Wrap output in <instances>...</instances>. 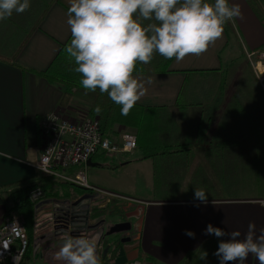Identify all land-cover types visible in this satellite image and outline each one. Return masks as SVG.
Returning <instances> with one entry per match:
<instances>
[{
  "label": "crops",
  "instance_id": "0c3cea01",
  "mask_svg": "<svg viewBox=\"0 0 264 264\" xmlns=\"http://www.w3.org/2000/svg\"><path fill=\"white\" fill-rule=\"evenodd\" d=\"M69 6L70 0H59L50 9L18 56L19 65L37 72L49 68L71 37L66 22ZM34 10L35 0H31V6L24 12L14 11L0 21L1 55L11 56L30 32L37 19L30 18ZM234 27L242 41L235 24ZM231 42L224 30L203 53L187 54L179 62L173 57L165 72L145 65L147 71L134 73L145 81L148 77L152 80L145 85L146 94L135 104L143 112L148 111L147 115L149 113L144 118L142 140L132 154L101 156L92 161L97 166H90L106 170L108 163L105 161H111L135 167V179L141 181L132 185L130 191L107 190L150 202L141 217L139 235L132 236L139 244V257L147 264H219L214 253L218 241L227 237L206 235L204 229L209 223L229 232L239 230L242 234L250 222H255L257 234L264 228V207L249 200L250 197L240 198L254 193L249 192L247 179L241 182L239 177L246 172L249 157L259 161L253 148L262 147L264 140L257 137L247 140L236 134L242 129L244 132L248 125L254 132L264 131V93L244 53L261 49L264 41L256 43L250 39L246 45L242 41L244 65L250 64L259 97L249 91L248 85H240L246 80L242 75L225 81L236 60ZM160 64V67L165 65L164 62ZM227 68H232L229 75L225 72ZM62 97V90L45 79L0 61V189L37 176L35 166L43 151L39 131L42 117L61 111L75 122L85 119L81 111L83 103L76 102V98L87 100L91 95L76 92L66 109L60 107ZM116 130L119 140L123 132L132 131L122 127ZM195 188L204 190L206 201L194 196ZM47 189L55 193L47 196L49 201L75 200L86 193L75 188L78 196L74 197L65 191L71 189L63 188V191L60 185L51 184ZM45 208L53 209L50 205ZM79 213L82 215V211ZM95 215L92 218H96ZM116 215L108 216L110 237L100 245L102 264H115L111 250L117 241L127 238L125 233L115 231ZM5 216L6 211L0 209V226ZM134 220L136 218H130ZM83 225L75 223L80 231ZM37 228L35 217V230ZM91 230L95 234L94 222ZM187 230L194 235H187ZM40 237L34 238L39 240ZM47 245L51 243H45L38 250L41 252ZM31 264H44V261L35 260ZM50 264L66 262L54 254ZM245 264H259V261L249 254Z\"/></svg>",
  "mask_w": 264,
  "mask_h": 264
},
{
  "label": "clouds",
  "instance_id": "9594fccd",
  "mask_svg": "<svg viewBox=\"0 0 264 264\" xmlns=\"http://www.w3.org/2000/svg\"><path fill=\"white\" fill-rule=\"evenodd\" d=\"M30 6L31 0H0V21ZM67 13L71 39L65 51L75 60L74 70L82 74L81 85L107 92L121 106L122 115L129 113L146 94V83L152 82L151 77L145 81L134 74L137 62H149L154 52L177 62L187 54H201L222 36L227 22L243 16L241 5L231 0H70ZM95 111H101L99 105ZM194 196L207 200L200 188H195ZM7 229L18 233L23 227L14 220ZM204 233L227 237L218 241L214 253L219 264H245L249 254L264 264V228L257 234L255 222L243 234L212 223ZM100 239V232L69 235L55 256L66 264H102Z\"/></svg>",
  "mask_w": 264,
  "mask_h": 264
},
{
  "label": "built area",
  "instance_id": "2783aa9c",
  "mask_svg": "<svg viewBox=\"0 0 264 264\" xmlns=\"http://www.w3.org/2000/svg\"><path fill=\"white\" fill-rule=\"evenodd\" d=\"M246 55L264 93V47L255 52H247ZM39 131L43 141V151L35 166L37 172L54 176L58 180L84 190L86 193L82 196H90L88 200L84 201L85 203L75 205V202L82 196L75 200L54 199L49 201L41 187L30 191L29 200L35 204V217L47 205H51L54 211L62 210L67 213V218L57 220L52 217L53 231L51 234H47L49 243H51V245H47V247H50L48 249L50 253H46L45 256L40 258L44 260V264H50L51 256H54L59 250L67 236L79 235L78 232L81 231L75 226V223L79 226L83 223L87 224L89 230L91 229L94 222L91 220L93 213L97 212V217L101 214L99 211L106 214V216H101L99 220L96 219V222L102 228L100 240L108 238L106 235L108 226L106 211L109 212L108 214L114 213L115 210L127 215L133 213L137 217L135 223L141 227V217L150 202L95 186L87 178V163L94 156L98 154H105L106 156L130 155L135 152L137 150V138L134 134L123 133L119 142L113 141L103 136L98 119L86 117L79 122H75L66 117L61 111L45 115L40 120ZM72 170H75L73 174ZM256 202L264 207V199ZM79 211H82V215ZM14 220L23 227L18 233L9 232L7 229V225H11ZM116 222H119V220H115ZM61 230H64L63 233H61ZM0 233H3V235H0V264H21L30 245L25 227V218L16 212L7 215L0 226ZM125 234L127 235L128 232ZM43 236L45 235H41L40 238ZM35 242L42 243L40 239L35 240ZM100 245L99 243V255ZM127 264L147 263L144 259L138 257Z\"/></svg>",
  "mask_w": 264,
  "mask_h": 264
},
{
  "label": "trees",
  "instance_id": "16d2710c",
  "mask_svg": "<svg viewBox=\"0 0 264 264\" xmlns=\"http://www.w3.org/2000/svg\"><path fill=\"white\" fill-rule=\"evenodd\" d=\"M246 1L251 6L257 17L261 20L264 27V0ZM35 2L37 5H43V8L39 16L37 17L33 27L11 56H4L0 54V61L13 65L23 73L30 72L36 74L39 78L45 79L49 84L60 88L63 92L60 107L63 109L68 108L76 92L84 91L85 93H88L93 98L92 105L90 108H88V116L92 119H98L100 130L103 136L113 141L119 142V133L117 132L116 127L130 129L136 132L135 136L137 138L138 147L140 144L139 142L142 140L144 118L149 116V113L147 115L148 111L143 112L144 110H142L139 106L134 105L127 115H122L120 112L121 106L113 102L108 96L107 92L101 93L98 88L95 91L85 89L80 83L82 74L74 70L77 66L74 58L70 57L65 51V47L70 42L71 37L67 41V43L62 46L59 54L54 59L49 68L43 72L30 70L17 63L18 56L26 46L32 34L38 29L45 15L56 3L59 2V0H35ZM145 23H147V21H145ZM224 30L231 41L233 38H236L237 32L235 30L233 20L227 22L224 25ZM171 59L172 58H165L158 52H154L153 57L150 60L151 64H149V62H137L134 73H142L147 71V67H145V65H147L148 67L151 66L152 69L158 70L159 72H165L168 70V65L171 62ZM160 62H164L165 65H162V67L158 66L161 65ZM229 70L230 68H227L225 72H228ZM97 105L100 106V112L95 111ZM249 127L250 125H248V127H245L244 132V129L239 131L241 132V134L239 132H236L237 136L239 138L245 137L247 140H251L253 137H257L258 139L262 138L264 140V131L257 130L256 132H254ZM253 149L255 150L254 155L257 156L258 160L264 163V143L262 147L258 146L257 148ZM100 155L101 154L94 156L92 158V161H94V159L96 158H100ZM74 171L75 170H72V174L74 173ZM50 184L52 186L60 185V187L62 188L61 190H63V188H69L71 189V191L65 189V191L68 192V195L71 194L74 197L78 196L76 193H74L76 187H74L73 185L58 180L54 176H47L39 172L36 177L34 176L24 182L8 185L0 189V205L4 203L8 204V206L6 207V216L13 212H16L25 218V227L29 236L30 245L26 250L23 262L21 264H31L33 254V226L35 225L34 205L29 200V193L31 190L37 187H41L44 190L46 196H54V190L47 189V186Z\"/></svg>",
  "mask_w": 264,
  "mask_h": 264
},
{
  "label": "rangeland",
  "instance_id": "374dc122",
  "mask_svg": "<svg viewBox=\"0 0 264 264\" xmlns=\"http://www.w3.org/2000/svg\"><path fill=\"white\" fill-rule=\"evenodd\" d=\"M231 2L233 3H239L241 5V9H242V13L243 16L242 18L237 17V18H233V23L236 25V27L238 28L241 37H242V41L245 43V45L247 44L248 40L250 39H254L256 43H260L262 41H264V27L263 24L261 22V20L257 17V15L254 13V11L252 10L251 6L248 4V2L246 0H231ZM43 8V5H37L35 2V10L30 14V18L32 19H36L41 10ZM242 41H240L239 35L237 33L236 38L232 39V46L235 47V49L232 51L233 55H236V60L232 63L235 64L234 68H230L231 74L229 75L228 72L226 73L229 76H226L225 81L229 82V80H231L233 77L236 76H241L242 78L246 79L243 82H240L241 86H247L249 88V91L254 92L255 95L257 97H259V91H257L256 86L254 84V80L252 79V74L251 71L249 69V66L244 65L245 62V57L243 56V46H242ZM246 55V52H244ZM247 56V55H246ZM225 57V56H224ZM247 58V57H246ZM252 67V66H251ZM250 67V68H251ZM229 79V80H228ZM237 88L239 87V85H236ZM245 88H242V90H244ZM80 94V93H78ZM87 100H83L80 98H76V102H82L83 103V110H81L83 112V117H87V112H88V108L91 107L92 105V101L93 98L92 97H86ZM246 102V101H243ZM66 117L71 118L69 116L66 115ZM89 117V116H88ZM123 133H132L129 131H125ZM260 149V148H259ZM103 158L106 157L105 154L100 155ZM108 164H106V166L108 168H106V170H104L101 167H88L87 168V178L88 181L91 184H96V185H100L103 188L106 189H115L117 191H122L127 193L128 191H130V188L132 185L136 184V182H140L141 179H138L136 181L135 177L137 175V172L135 170V167L130 166V164L121 166V163L118 162H111V161H105ZM104 162V163H105ZM113 163V166L111 167L110 164ZM100 165L102 163H99ZM245 166V164H243ZM240 180L242 182V180H246L247 179V184H249V192L253 195H245V196H239L240 198H246V197H250L252 201H257V200H261L264 199V163H262L260 160L259 161H254L253 158L249 157L248 158V163L246 164V172L243 174H240ZM79 189V188H78ZM234 197V196H233ZM257 203V202H256ZM258 204V203H257ZM34 205V221H35V204ZM260 205V204H259ZM8 206V204L4 203L0 205V209L5 212L6 211V207ZM261 206V205H260ZM263 207V206H262ZM109 213V212H108ZM94 214V213H93ZM92 214V215H93ZM98 215V213H96ZM97 215H95L96 218H92V221L96 222V219L99 220V218L101 216H103V214L101 213L98 217ZM52 211L51 209H47L44 208L43 210L39 211L36 214V223H37V230H35V225L33 226V232H34V237H38L41 235H47V234H51L53 231V225H52ZM106 216V214L104 215ZM108 216H111V214H108ZM4 219V218H3ZM107 220L109 219L108 217L106 218ZM115 220H119V218L116 217V219H114L113 222H115ZM133 224H135V220L132 221ZM83 229H85V231L82 232H78L79 235L83 234V235H92L94 234L93 230H89L87 224H84ZM94 227L96 229V232H100L101 233V227L99 225V223H95ZM108 228V226H107ZM107 228H106V232H107ZM64 230H61V233H63ZM95 232V233H96ZM139 234V230H138V226H136L134 228V230L131 232L132 236L137 237ZM50 241L48 240L45 243H49ZM106 240H100L99 243H105ZM33 254H32V261H44L41 260V256H45L46 253H50L48 251V249H50V247H46V249H40L41 252L38 250L39 247L44 246L45 243H37L35 242V238H33ZM35 244H36V249H35ZM44 244V245H43ZM31 261V262H32Z\"/></svg>",
  "mask_w": 264,
  "mask_h": 264
},
{
  "label": "water",
  "instance_id": "95a60500",
  "mask_svg": "<svg viewBox=\"0 0 264 264\" xmlns=\"http://www.w3.org/2000/svg\"><path fill=\"white\" fill-rule=\"evenodd\" d=\"M87 166L90 167V166H97V164H94L92 162V160H89L88 163H87ZM90 196L88 195H85V196H82L81 198H79L76 202H75V205H78V204H81V203H85L84 201L85 200H88ZM51 206V205H50ZM52 207V206H51ZM87 210V208H86ZM52 211V214L55 219L59 220V219H62V218H67V213L62 211V210H57V211H54L53 209H51ZM102 213V211H99ZM111 214H117V218H119V222H114L115 224V228H116V232H128L127 236L129 238L125 239V240H120V241H117L114 245V249H112V252H115V264H127L128 262L130 261H133L135 259H137L139 257V244L136 243L135 241L137 239H133L132 238V235H131V231L134 230V228L137 225V223L133 224L132 221H129L127 222L128 219L130 218H137L135 217L136 215H134L133 213L132 214H124L122 212H118V211H114L111 212ZM105 214H103L104 216ZM139 230V228H138ZM140 232V230H139ZM130 233V234H129ZM107 236L108 233H106ZM48 235H45L43 236L42 238H40V241L42 243H45L49 240V238H47ZM133 242H135V244H132ZM109 252V250L105 251V256H107V253Z\"/></svg>",
  "mask_w": 264,
  "mask_h": 264
},
{
  "label": "flooded vegetation",
  "instance_id": "af4514ba",
  "mask_svg": "<svg viewBox=\"0 0 264 264\" xmlns=\"http://www.w3.org/2000/svg\"><path fill=\"white\" fill-rule=\"evenodd\" d=\"M129 221H130V219L127 220V222H129ZM131 232H132V231H131ZM118 233H119V232H118ZM125 233H127V232H125ZM129 234H130V233H129ZM138 235H139V234H138ZM107 237H110V236H107ZM129 237H130V236H129ZM129 237L127 236V238H129ZM127 238H126V239H127ZM132 244H135V242H133ZM111 251H112V250H111ZM113 253H114V256H115V252H113ZM115 258H116V256H115Z\"/></svg>",
  "mask_w": 264,
  "mask_h": 264
}]
</instances>
